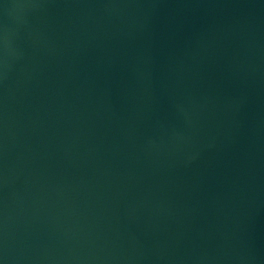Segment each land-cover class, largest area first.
<instances>
[{
	"label": "water",
	"instance_id": "1",
	"mask_svg": "<svg viewBox=\"0 0 264 264\" xmlns=\"http://www.w3.org/2000/svg\"><path fill=\"white\" fill-rule=\"evenodd\" d=\"M0 264H264V0H0Z\"/></svg>",
	"mask_w": 264,
	"mask_h": 264
}]
</instances>
